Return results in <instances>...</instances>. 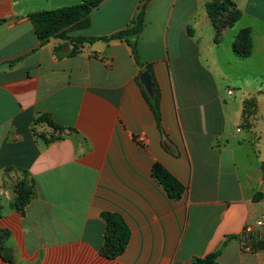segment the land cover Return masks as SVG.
Returning a JSON list of instances; mask_svg holds the SVG:
<instances>
[{
  "label": "crops",
  "instance_id": "obj_1",
  "mask_svg": "<svg viewBox=\"0 0 264 264\" xmlns=\"http://www.w3.org/2000/svg\"><path fill=\"white\" fill-rule=\"evenodd\" d=\"M86 1L0 0V264H191L214 253L217 264H264V250L244 248L264 218V0H230L219 29L207 7L224 0H103L68 34L95 40L41 44L28 14ZM140 15L136 48L151 69L113 38ZM242 30L247 58L234 50ZM155 163L184 184L180 200L152 177ZM120 221L130 237L111 257Z\"/></svg>",
  "mask_w": 264,
  "mask_h": 264
},
{
  "label": "trees",
  "instance_id": "obj_2",
  "mask_svg": "<svg viewBox=\"0 0 264 264\" xmlns=\"http://www.w3.org/2000/svg\"><path fill=\"white\" fill-rule=\"evenodd\" d=\"M103 0H89L79 5L70 7H64L56 10L34 12L27 15V19L32 23L35 33L40 40L41 44L47 43L51 38L58 37L64 40H69L73 43H79L83 41H93L94 38H85L80 36H68L69 33L76 30H83L90 26V14L92 10L102 2ZM230 7H233L230 0H224L223 2L213 3L208 5L207 12L212 19L216 29L220 28L222 20L220 16L225 14ZM237 12L231 11L229 14V22L227 24H233L237 18ZM143 26V16L140 15L136 21V25L127 30H123L113 36L115 39L125 40L133 49L134 57L138 65L142 68L151 69L150 66L144 67L140 61V56L136 48V38L141 33ZM106 40V38H102ZM234 42V50L236 53L247 58L250 56L253 44L252 36L249 30H242ZM146 98L149 100L156 121H160V97L156 92L154 97H150L146 91H144ZM243 115L251 116L257 111V100L252 97L244 101ZM39 120H43L50 124L56 130H64L65 128L57 124L49 115H42ZM152 177L158 182L160 186L167 192L168 196L172 200H180L186 187L182 184L172 173H170L161 163H155L152 167ZM34 196V187L32 182L21 183L18 185V196L15 200V206L18 210L24 211L25 207L29 204L30 200ZM1 209H0V218ZM109 217V215L107 216ZM9 237V232L0 229V253H5V242ZM130 232L128 227L120 221L119 230L116 235L108 236L106 240V248L108 249L107 255L115 257L122 253L129 241ZM219 253H214L206 256L205 258L196 257L191 264H217Z\"/></svg>",
  "mask_w": 264,
  "mask_h": 264
},
{
  "label": "water",
  "instance_id": "obj_3",
  "mask_svg": "<svg viewBox=\"0 0 264 264\" xmlns=\"http://www.w3.org/2000/svg\"><path fill=\"white\" fill-rule=\"evenodd\" d=\"M140 80L142 82V84L144 85L147 93L153 97L155 94V90H154V83L152 81L151 78V74L149 70H145L144 72L141 73L140 75ZM250 239V245L252 248L254 249H260V250H264V229L259 230L256 233H252L250 235H248V237Z\"/></svg>",
  "mask_w": 264,
  "mask_h": 264
},
{
  "label": "built area",
  "instance_id": "obj_4",
  "mask_svg": "<svg viewBox=\"0 0 264 264\" xmlns=\"http://www.w3.org/2000/svg\"><path fill=\"white\" fill-rule=\"evenodd\" d=\"M257 226L259 227V228H263L264 229V218L263 219H261V220H259L258 222H257ZM252 233H254V232H252L251 231V229H246L245 230V232H244V238L245 239H247V237H248V235H250V234H252ZM244 248L246 249V250H250L251 249V245H249V244H245V246H244Z\"/></svg>",
  "mask_w": 264,
  "mask_h": 264
},
{
  "label": "rangeland",
  "instance_id": "obj_5",
  "mask_svg": "<svg viewBox=\"0 0 264 264\" xmlns=\"http://www.w3.org/2000/svg\"><path fill=\"white\" fill-rule=\"evenodd\" d=\"M222 31V30H221ZM243 106H244V104H243ZM244 108V107H243Z\"/></svg>",
  "mask_w": 264,
  "mask_h": 264
}]
</instances>
